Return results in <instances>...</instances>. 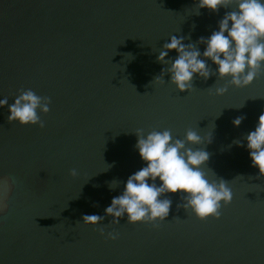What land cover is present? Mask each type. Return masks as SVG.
Segmentation results:
<instances>
[{
    "label": "water",
    "instance_id": "1",
    "mask_svg": "<svg viewBox=\"0 0 264 264\" xmlns=\"http://www.w3.org/2000/svg\"><path fill=\"white\" fill-rule=\"evenodd\" d=\"M197 2L0 0V99L11 105L19 89L51 99L43 129L9 123L8 105L0 107V182L11 187L0 213V264H264V177L242 139L264 110V67L240 88L215 74L194 76L189 92L177 91L167 73L152 84L165 67L158 51L171 35L195 43L218 31L229 11L195 15ZM205 47L198 45L201 53ZM176 56L172 50L165 59ZM137 129H169L180 140L191 129L205 142L211 134L210 142L186 147L207 151L205 169L228 182L232 199L221 202L218 219L199 220L178 207V192L160 197L172 203L155 227L128 224L126 215L110 224L104 209L146 166L134 147ZM83 215L104 219L86 225ZM104 226L118 239L101 236Z\"/></svg>",
    "mask_w": 264,
    "mask_h": 264
},
{
    "label": "clouds",
    "instance_id": "2",
    "mask_svg": "<svg viewBox=\"0 0 264 264\" xmlns=\"http://www.w3.org/2000/svg\"><path fill=\"white\" fill-rule=\"evenodd\" d=\"M220 8L229 11L218 21V31H213L207 38L200 37L195 43L184 44L183 40L190 37H169L156 57L157 62L165 67L152 84L164 83L165 73L170 74L169 83L180 92L193 89L194 76L204 80L213 74L220 79L227 77L228 85L236 88L247 86L256 78L264 67V0H198L195 3V15L200 14V9L217 12ZM199 44L206 45L202 53L198 49ZM172 50L177 53L176 58L165 59ZM206 60L216 65L215 73ZM226 91L227 86L219 87L215 89V94L223 95ZM50 104V97L37 95L32 89H19L11 105H8V97L0 99V107L8 105L9 123L41 129L45 127L41 116L50 111ZM244 119L243 115L235 117L232 120L233 126L238 127ZM135 135L137 141L134 147L146 166L127 178L122 194L113 197L110 205L104 209V216L112 217L110 224H118L119 219L126 215L128 224L145 223L155 227L156 222L165 221L172 203L170 199L160 197L165 193L178 192L183 194V204L178 207L182 206L187 212L190 210L199 220L209 217L218 219L221 202L228 205L232 199L228 182L217 180L211 169H205L210 155L207 151L186 147V144L210 142L211 134L207 142L191 129L185 132L183 140L173 139L169 129L153 130L147 134L137 129ZM242 139L246 141L251 166L257 168L260 176L264 177V110L258 117L255 129ZM232 143L242 146L241 140ZM68 175L75 178L78 172L73 168ZM157 178L159 186L155 183ZM0 183L3 185L0 213H4L8 209L7 199L11 187L7 179ZM115 187L117 181L114 180L109 188ZM104 216L83 215L81 219L83 224L98 225ZM105 227L99 229L101 236L112 241L118 239L117 232L106 233Z\"/></svg>",
    "mask_w": 264,
    "mask_h": 264
}]
</instances>
